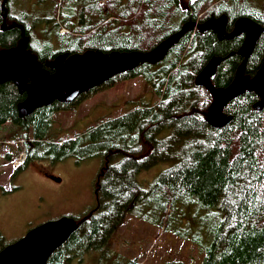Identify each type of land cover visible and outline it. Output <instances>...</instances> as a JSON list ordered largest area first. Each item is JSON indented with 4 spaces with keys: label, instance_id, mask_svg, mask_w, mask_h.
I'll return each instance as SVG.
<instances>
[{
    "label": "trees",
    "instance_id": "trees-1",
    "mask_svg": "<svg viewBox=\"0 0 264 264\" xmlns=\"http://www.w3.org/2000/svg\"><path fill=\"white\" fill-rule=\"evenodd\" d=\"M2 1L0 55L19 50L26 40L50 74L61 55L149 53L197 24L162 62L142 63L91 91L143 78L155 103L141 98L130 113L70 138L52 135L53 118L88 93L74 104L56 102L21 117L27 94L15 82L0 84V127L11 124L16 131L8 138L23 140L6 155L17 162L25 154L15 175L34 161L102 159L96 206L76 219L78 231L47 264H72L95 254L110 260L111 239L128 215L203 247L202 264H264V109H256L261 97L247 92L232 101L224 110L231 122L215 128L214 97L196 84L209 62L221 58L210 82L225 89L245 62L238 54L245 35L228 39L201 26L226 17L228 34L243 18L264 28V0H36L45 4L43 12L28 6L32 0H9L7 10ZM263 63L264 33L245 74L253 78ZM160 164L170 166L144 189L140 174ZM120 259L118 264H143L142 257Z\"/></svg>",
    "mask_w": 264,
    "mask_h": 264
},
{
    "label": "rangeland",
    "instance_id": "rangeland-1",
    "mask_svg": "<svg viewBox=\"0 0 264 264\" xmlns=\"http://www.w3.org/2000/svg\"><path fill=\"white\" fill-rule=\"evenodd\" d=\"M27 4L40 12L45 10V4L36 0ZM147 86L152 91L151 86L139 78L84 94L74 109L54 116L52 135L66 139L83 134L102 121L119 118L140 107L141 98L155 103ZM15 131L11 124L0 127V248L20 241L42 224L63 217L82 220L96 206L95 184L102 167L98 156L84 161L75 158L60 162L43 160L34 161L15 175L17 164L11 161L13 158L6 157L11 149L17 150L23 145L22 139L8 138ZM24 155L21 151L16 161L22 160ZM169 166L156 165L140 174L138 180L142 187L149 189ZM110 257L107 261L95 254L72 264H118L120 257L127 260L142 257L143 264H202L205 250L191 240L178 239L128 215L111 239Z\"/></svg>",
    "mask_w": 264,
    "mask_h": 264
},
{
    "label": "water",
    "instance_id": "water-1",
    "mask_svg": "<svg viewBox=\"0 0 264 264\" xmlns=\"http://www.w3.org/2000/svg\"><path fill=\"white\" fill-rule=\"evenodd\" d=\"M216 20L207 21L201 26V30L217 33L211 26V23ZM214 23L220 31V36L226 35L228 39H234L240 35H245V42H247V50L244 42L238 53L245 58L244 65L230 86L225 89H216L210 82V78L216 74L217 68L223 62L221 58L212 59L196 79V84L205 87L214 97V102L210 108V124L215 128H222L232 120L224 113L225 108L247 92L258 93L261 101L256 105V109L258 111L264 109V63L253 78L245 74L246 62L263 35L264 28L250 19L243 18L236 23L233 32L228 34L226 32V17H223L221 22ZM191 25L197 26V24H188L181 32L169 37L149 53L133 52L106 55L92 51L87 55H61L53 64L56 70L54 74H50L39 66L36 56L29 51L25 40L24 46L20 47L22 49L20 58L23 63L26 62L24 68L29 72L31 71L34 80L32 81L31 77L22 70L11 72L14 68L9 66H6L5 69L4 64L16 55L17 49L0 55V84L15 82L20 92L27 94L26 101L19 108L21 117H28L36 108L50 106L56 102L71 105L84 94L104 86L114 77L129 72L142 63L156 65L162 62L171 49L186 35ZM133 54L143 57H139L138 61L133 59L132 61L129 56ZM8 64L10 65V63ZM249 81L253 82L249 88L255 87V89L246 88ZM237 84H242L243 87ZM58 181L61 180L58 179ZM78 229V221L69 217L42 224L31 230L20 241L3 249L0 252V264H47L50 257L64 246Z\"/></svg>",
    "mask_w": 264,
    "mask_h": 264
},
{
    "label": "bare ground",
    "instance_id": "bare-ground-1",
    "mask_svg": "<svg viewBox=\"0 0 264 264\" xmlns=\"http://www.w3.org/2000/svg\"><path fill=\"white\" fill-rule=\"evenodd\" d=\"M223 18V17H222ZM222 18L221 19H219V20H216V21H213L212 23H211V26L215 29V31L218 33V34H220V31H219V29H218V27L215 25V23L214 22H216V23H219V22H221V20H222ZM221 24V23H220ZM219 24V25H220ZM187 26V25H186ZM185 26V27H186ZM221 26V25H220ZM238 28V27H237ZM248 35H249V33H248ZM24 44H25V41H24ZM24 46V45H23ZM245 47H246V50H247V42H245ZM21 48L18 50V51H16L15 53H16V55L9 61V62H6L5 64H4V67H5V69H6V66H9L10 68L12 67V68H14V69H12L11 70V72H14V71H18V70H22L25 74H27L28 76H30L31 77V79H32V81L34 80V77H33V74L31 73V71L29 72V71H27L25 68H24V65H25V63H23L22 62V60H21V58H20V54H21ZM158 50V49H157ZM2 55V54H1ZM135 54H133V55H130L129 57H131V59L130 60H135V61H138V58L139 57H143V56H141V55H136V56H134ZM128 59V60H129ZM132 60V61H133ZM8 63H10V65L8 64ZM54 67V66H53ZM55 69V68H54ZM56 71V70H55ZM8 72H10V70H8ZM240 72V71H239ZM236 83H237V81H236ZM251 83H253V82H251V81H249L247 84H246V88L247 89H250V90H253V89H255V87L254 88H249V85L251 84ZM237 85H239V86H242L243 87V85L242 84H237ZM245 87V86H244ZM256 89H258V88H256ZM258 90H260V89H258Z\"/></svg>",
    "mask_w": 264,
    "mask_h": 264
},
{
    "label": "flooded vegetation",
    "instance_id": "flooded-vegetation-1",
    "mask_svg": "<svg viewBox=\"0 0 264 264\" xmlns=\"http://www.w3.org/2000/svg\"><path fill=\"white\" fill-rule=\"evenodd\" d=\"M2 2H3V5H5L4 7L2 5V8H4L5 10H7V7L6 6H7V3L9 2V0H3ZM6 18H7V12L5 13V19ZM32 163L33 162H30L29 165H32ZM45 175L50 176L51 174H48V173L45 172ZM55 180L58 181L57 178Z\"/></svg>",
    "mask_w": 264,
    "mask_h": 264
},
{
    "label": "built area",
    "instance_id": "built-area-1",
    "mask_svg": "<svg viewBox=\"0 0 264 264\" xmlns=\"http://www.w3.org/2000/svg\"><path fill=\"white\" fill-rule=\"evenodd\" d=\"M18 164V163H17Z\"/></svg>",
    "mask_w": 264,
    "mask_h": 264
}]
</instances>
